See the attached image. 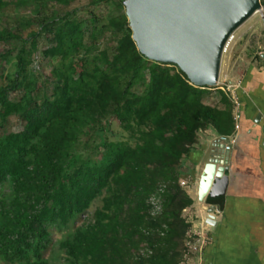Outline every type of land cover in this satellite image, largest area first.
I'll list each match as a JSON object with an SVG mask.
<instances>
[{
    "label": "trees",
    "instance_id": "1",
    "mask_svg": "<svg viewBox=\"0 0 264 264\" xmlns=\"http://www.w3.org/2000/svg\"><path fill=\"white\" fill-rule=\"evenodd\" d=\"M72 1L0 0V13L15 6L18 17L5 27L0 15V43L14 44L0 52V264H53L45 253L58 228L71 229L59 264H179L194 204L181 185L195 170L186 161L201 131L235 132L231 97L221 89L222 106L208 104L212 87L145 56L125 0H90L109 7L101 18L47 14L50 3ZM41 32L52 40L42 51ZM12 116L22 130L8 129ZM111 119L125 138L110 137ZM206 202L223 207V198Z\"/></svg>",
    "mask_w": 264,
    "mask_h": 264
},
{
    "label": "crops",
    "instance_id": "2",
    "mask_svg": "<svg viewBox=\"0 0 264 264\" xmlns=\"http://www.w3.org/2000/svg\"><path fill=\"white\" fill-rule=\"evenodd\" d=\"M251 35L241 40L246 53L237 63L242 70L227 63L225 72L220 69L218 85L204 97L208 104L222 106L221 83L238 84L241 117L235 144L230 151L217 148L220 135L203 130L187 159L195 168L184 178L191 183L187 190L194 200L187 219L197 224L206 214L204 207H211L198 198L203 168L216 151L226 157L227 190L223 207L214 215L218 223L209 233L212 241L205 248L203 264H264V21ZM191 187L196 189L194 196Z\"/></svg>",
    "mask_w": 264,
    "mask_h": 264
},
{
    "label": "water",
    "instance_id": "3",
    "mask_svg": "<svg viewBox=\"0 0 264 264\" xmlns=\"http://www.w3.org/2000/svg\"><path fill=\"white\" fill-rule=\"evenodd\" d=\"M138 49L148 58L173 63L197 86L215 87L225 46L234 31L263 9L261 0H125ZM264 21V19H263ZM217 148L224 144L217 140ZM225 155L214 152L199 180L198 198H223L227 190ZM208 222L216 226L212 214Z\"/></svg>",
    "mask_w": 264,
    "mask_h": 264
},
{
    "label": "rangeland",
    "instance_id": "4",
    "mask_svg": "<svg viewBox=\"0 0 264 264\" xmlns=\"http://www.w3.org/2000/svg\"><path fill=\"white\" fill-rule=\"evenodd\" d=\"M12 1V0H9ZM127 1V0H126ZM78 10V15L80 17H89L90 15H92V13H94L96 16H98V18H101L102 16H104L107 12H109V7L106 6V4H100L98 7H93L90 4V0H73L69 5L63 6L60 4H56V3H50V5L47 7V14H52L53 10H58V12L60 14H63L65 11H72V10ZM21 14L23 16H30L31 15V8L30 7H26V8H22L20 10ZM1 17H2V24L7 27H16V25L18 24V17H17V10L15 6H9L6 9H4L1 13H0ZM264 15V11L260 10L257 13H255L254 15H252L250 18H248L244 23H242L235 31H234V38L233 40L230 42V45L227 47V50L223 52V56H222V65L221 68L223 70V72H225L228 68L227 67V63L232 64V66H234V70H239V72L242 70H240L239 66L241 65L240 63H237V60L240 59V56L245 54V46H242L244 42H242V39H247V35L250 37H252V32L255 30V28L259 25H261V23L263 22L262 19H264L263 17ZM263 17V18H262ZM40 31V26L35 25L32 26L30 29L24 30V36H28V33L31 31ZM42 34V32H41ZM104 39V40H103ZM101 40V42L99 43L100 47H104L107 45L108 41L106 38H103ZM252 39V38H251ZM245 41V40H243ZM52 43V40L46 37V34L43 33L42 35H40V39H39V50H44V48L46 46H50V44ZM250 43V42H249ZM14 44L12 43H8V44H2L0 43V52H4L6 50H8L9 48H11ZM234 46V47H233ZM233 47V49H232ZM230 54H232L234 57L232 58L230 56ZM241 62V61H240ZM43 68H44V73L45 75L47 74V76H51L52 74V69H53V62L50 59H47L43 56V59L41 61V63ZM7 70L8 66L7 64L3 63L0 64V72L1 70ZM236 74V73H235ZM237 75V74H236ZM222 85V83H221ZM110 126L108 127V134L110 135V137L112 139H116V138H125L127 136V133L121 128V126L119 125V123L114 120L111 119V121H109ZM23 125L24 122L18 118L17 116H12L9 120V125H8V129L10 131H20L23 129ZM98 142V140H96L94 143L96 144ZM91 145H93V142L91 143ZM186 164H189L188 161H186ZM204 169V168H203ZM193 181V180H192ZM193 189V196L195 195V191L196 189L191 187ZM187 189V188H186ZM100 205V201L97 199L92 207H91V211H94V209H96V207ZM189 209H187V211H184L185 216H187V218L190 220V216H189ZM89 212V213H90ZM195 219V218H194ZM83 220V217H80L77 220V224H80ZM71 229L69 228V230L66 228L61 231L59 228L56 229V231L53 232V236H52V243L49 246V248L47 249L45 256L47 258L50 259L51 263L53 264H59L60 262H62L64 260V253L60 252L59 250V241L62 239L63 236H66V234L70 231Z\"/></svg>",
    "mask_w": 264,
    "mask_h": 264
},
{
    "label": "built area",
    "instance_id": "5",
    "mask_svg": "<svg viewBox=\"0 0 264 264\" xmlns=\"http://www.w3.org/2000/svg\"><path fill=\"white\" fill-rule=\"evenodd\" d=\"M264 11V7L262 9ZM264 17V15H263ZM262 17V18H263ZM234 34L229 38L224 51L227 50V47L230 45V42L233 40ZM238 84H233L230 81L224 82L221 86L229 96L233 102V115L236 122L235 125V132L232 134H223L219 136V140L222 144H224V149L226 151H230L237 139V133L240 129V100L236 91V87ZM190 181L187 179L181 180V185L185 188L190 187ZM152 204L155 206L157 210L161 209L162 201L159 198H152ZM212 204H210L211 206ZM206 214L204 217L201 218L200 222L197 224L192 223L189 231L187 232L186 236V250L182 261L179 264H203L204 259V251L205 248L209 245L212 241L210 236V231L213 226L207 221L208 218H211L208 212V208L205 206ZM188 209V208H187ZM187 209L185 211H187ZM219 211L215 210L212 214L216 215ZM216 218V217H215Z\"/></svg>",
    "mask_w": 264,
    "mask_h": 264
}]
</instances>
